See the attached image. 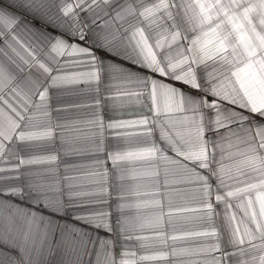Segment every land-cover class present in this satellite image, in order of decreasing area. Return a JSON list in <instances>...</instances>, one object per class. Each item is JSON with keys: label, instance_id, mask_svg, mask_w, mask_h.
Instances as JSON below:
<instances>
[{"label": "snow or ice", "instance_id": "obj_1", "mask_svg": "<svg viewBox=\"0 0 264 264\" xmlns=\"http://www.w3.org/2000/svg\"><path fill=\"white\" fill-rule=\"evenodd\" d=\"M145 261L264 264V0H0V264Z\"/></svg>", "mask_w": 264, "mask_h": 264}, {"label": "crops", "instance_id": "obj_2", "mask_svg": "<svg viewBox=\"0 0 264 264\" xmlns=\"http://www.w3.org/2000/svg\"><path fill=\"white\" fill-rule=\"evenodd\" d=\"M102 95H105L104 93H102ZM116 96V99L109 101V107L111 108L112 105H115V111L113 110H108L104 113L105 116H120L123 115L125 117H128L130 114L132 115V118H135V114L137 113H144L147 111V109L145 107H143L139 102L135 101V98H130L127 95H118V94H113ZM107 143V142H106ZM69 164L73 163V159L69 158ZM76 163H81L84 162L86 163L87 161H80V160H75ZM110 172H111V161H108L107 165H106ZM61 169L64 168V164H60ZM69 175H73V176H80L83 175V173H78V172H70ZM109 184H111V175H109ZM148 184V181L146 180H138L135 182H125V187H139L141 190H145L146 186ZM109 191H111V188L109 187L108 189ZM128 193L126 192L125 195H127ZM145 199H147V197H145ZM173 204L177 207L180 206H188V207H192L195 208L196 205L194 203H190L188 200L184 199V198H180V197H173ZM142 215L145 218H151V216L153 215L154 210L150 207L148 208H143L141 210ZM200 230L198 225L194 222H188L185 221L183 218H177L175 221V230H169V235H176V236H182L185 232L188 231H198ZM143 235L145 236H151L153 235V233L151 232H144ZM178 248H193L196 247V243L194 242H188L187 240L185 241H178L177 245ZM140 253H138L139 255ZM143 254H151V250H149L148 252H145ZM177 259H188V257H177ZM143 264H155V262H151V261H145L143 262Z\"/></svg>", "mask_w": 264, "mask_h": 264}]
</instances>
